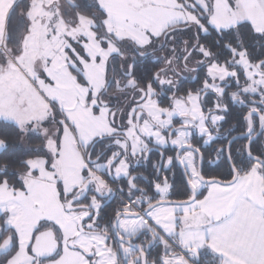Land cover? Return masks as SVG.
Wrapping results in <instances>:
<instances>
[{
	"label": "snow or ice",
	"instance_id": "1",
	"mask_svg": "<svg viewBox=\"0 0 264 264\" xmlns=\"http://www.w3.org/2000/svg\"><path fill=\"white\" fill-rule=\"evenodd\" d=\"M0 264H264V0H3Z\"/></svg>",
	"mask_w": 264,
	"mask_h": 264
},
{
	"label": "crops",
	"instance_id": "2",
	"mask_svg": "<svg viewBox=\"0 0 264 264\" xmlns=\"http://www.w3.org/2000/svg\"><path fill=\"white\" fill-rule=\"evenodd\" d=\"M3 0H0V3H2ZM7 7L4 8L3 13H0V26L3 24L4 17L7 15Z\"/></svg>",
	"mask_w": 264,
	"mask_h": 264
}]
</instances>
